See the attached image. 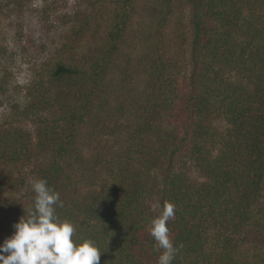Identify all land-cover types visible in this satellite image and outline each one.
<instances>
[{
  "label": "trees",
  "instance_id": "trees-1",
  "mask_svg": "<svg viewBox=\"0 0 264 264\" xmlns=\"http://www.w3.org/2000/svg\"><path fill=\"white\" fill-rule=\"evenodd\" d=\"M69 1L0 0V243L44 179L100 264H157L164 202L172 264H264V0Z\"/></svg>",
  "mask_w": 264,
  "mask_h": 264
},
{
  "label": "clouds",
  "instance_id": "clouds-1",
  "mask_svg": "<svg viewBox=\"0 0 264 264\" xmlns=\"http://www.w3.org/2000/svg\"><path fill=\"white\" fill-rule=\"evenodd\" d=\"M33 205L14 223L15 231L0 243V264H100L103 252L91 238H77V227L61 219L60 194L44 179L29 181ZM175 215V205L164 202L159 215L150 221L149 232L162 250L157 264H172L178 247L169 235L167 223Z\"/></svg>",
  "mask_w": 264,
  "mask_h": 264
},
{
  "label": "rangeland",
  "instance_id": "rangeland-1",
  "mask_svg": "<svg viewBox=\"0 0 264 264\" xmlns=\"http://www.w3.org/2000/svg\"><path fill=\"white\" fill-rule=\"evenodd\" d=\"M72 2H75V1L74 0H70L69 1V4H70L69 7L70 8H73V6H72L73 3ZM33 25H34V23H33ZM32 27H33V30H35L37 32L36 35L39 36L38 30H40L41 27L38 26V25L37 26L35 25V26H32ZM4 35L5 36L8 35L6 43H8L7 44L8 46H11L14 43V41L11 40V38L10 39L8 38L10 36V33H8V31H7V33H4ZM53 37H56V35L53 36ZM41 53H42V50L40 51L39 54H41ZM15 58H16V63L15 62H10V61L5 63L4 60H1V63H2V66H5L6 69L9 70V71L7 70V72L11 73V85L12 86L16 85V86H20L21 87V86H24L26 83H28L29 80L31 79V70L33 69V67H31V65L28 67L27 60H23L22 61V60H20L19 56L15 57ZM39 60H40V58H39ZM37 66H38V64L35 66V69H37ZM6 111L7 110L5 109L4 105L0 106V122L3 120L4 114L7 113ZM27 126H28V128L33 129L32 123H28Z\"/></svg>",
  "mask_w": 264,
  "mask_h": 264
}]
</instances>
